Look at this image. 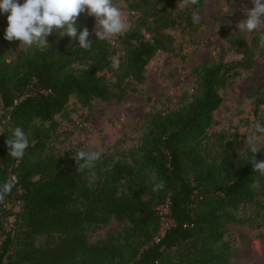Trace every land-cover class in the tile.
Instances as JSON below:
<instances>
[{
    "label": "trees",
    "instance_id": "trees-1",
    "mask_svg": "<svg viewBox=\"0 0 264 264\" xmlns=\"http://www.w3.org/2000/svg\"><path fill=\"white\" fill-rule=\"evenodd\" d=\"M118 1L133 17L117 38L124 51L119 69L111 66L116 47L94 34L90 50L53 33L45 51L25 49L14 60L8 51L18 41L0 35V184L16 178L0 203V264H230L234 251L224 238L232 225L258 231L264 242V176L253 172L249 147L240 151L223 134L207 142L221 92L252 70L264 25L250 42L227 38V52L239 59L225 61L223 51L218 61L196 67L192 93L173 110L147 115L137 146L117 157L102 153L84 172L76 169L77 153H52L56 117L66 114L70 99L86 107L137 93L155 55L174 53L171 30L192 29L204 0L182 12H175L179 0ZM94 24L80 14L78 32L93 33ZM16 127L29 140L20 160L5 144ZM258 148L248 153L257 162L264 160V145ZM153 177L163 190L152 191ZM166 203L168 227L160 236L158 208ZM112 221L118 231L90 240Z\"/></svg>",
    "mask_w": 264,
    "mask_h": 264
},
{
    "label": "rangeland",
    "instance_id": "rangeland-1",
    "mask_svg": "<svg viewBox=\"0 0 264 264\" xmlns=\"http://www.w3.org/2000/svg\"><path fill=\"white\" fill-rule=\"evenodd\" d=\"M19 2L22 4L24 0ZM113 2L123 14L127 31L133 17L122 2ZM252 7V0H204L202 8L193 12L200 16V20L194 23L192 29L183 33L177 27L171 30L175 37L174 53L155 55L146 67V80L137 93L127 95L119 104L96 100L86 107L74 98L70 99L66 114L56 117L59 127L57 137L51 142L52 153L63 156L66 152L85 150L113 153L117 157V154L137 146L147 115L173 110L179 106L184 94L192 93L196 67L205 62L218 61L223 51L225 61L240 58L237 53L227 52L226 41L231 34H235L250 42L258 30L251 34L241 33L236 25L246 19L245 13ZM184 9L176 7L175 12ZM81 14L89 16L86 12ZM8 15L0 13V35L3 36L8 26ZM125 31L107 40L116 47L115 58L119 64L123 61L124 51L117 38ZM24 50L19 49L18 41L10 47L8 60H14ZM221 95L223 101L213 115L215 125L207 134V142L213 144L217 134H223L224 140L236 141L241 151L249 147L247 136L252 134L255 125L264 126V47L252 70L230 81ZM258 99H262L263 104L255 107ZM255 135L258 137L255 139L256 146L264 145V134ZM162 211L160 206L158 212ZM162 221V228H166L168 220L163 218ZM119 229L120 225L112 221L90 234V240L106 238ZM257 234L258 231L247 226L232 225L228 228L224 240L234 251L230 264H264V242L257 239Z\"/></svg>",
    "mask_w": 264,
    "mask_h": 264
},
{
    "label": "clouds",
    "instance_id": "clouds-1",
    "mask_svg": "<svg viewBox=\"0 0 264 264\" xmlns=\"http://www.w3.org/2000/svg\"><path fill=\"white\" fill-rule=\"evenodd\" d=\"M199 4V0H179V8ZM253 7L245 13L246 19L241 20L236 28L241 33L251 34L264 25V0H252ZM95 18L93 33L84 27L78 32L77 19L81 13ZM0 13H9L7 16L8 26L5 30L4 39L9 42L19 41V49L36 48L41 52L49 45L47 37L56 33L59 38L67 36L72 41L78 40V46L84 50H90L92 40L89 36L94 34L96 40H109L126 30L127 24L121 10L114 5L113 0H0ZM193 23H198L200 16L192 15ZM260 47H264V32L259 35ZM112 68L119 69V60L114 58ZM256 133L264 134V126L257 123L252 134L247 136L249 152L255 154L260 152L256 146ZM8 147V155L20 160L29 146V140L24 130L16 127L9 138L5 140ZM248 152V153H249ZM245 155L248 162L252 164L253 172L264 176V160L256 161L255 156ZM99 151L80 150L73 157L78 172L94 167L95 162L101 158ZM95 179V174H92ZM153 192L165 188L161 180L156 182L153 177ZM16 183L15 177H10L0 184V203H3L6 195L11 193Z\"/></svg>",
    "mask_w": 264,
    "mask_h": 264
},
{
    "label": "built area",
    "instance_id": "built-area-1",
    "mask_svg": "<svg viewBox=\"0 0 264 264\" xmlns=\"http://www.w3.org/2000/svg\"><path fill=\"white\" fill-rule=\"evenodd\" d=\"M162 209H163V211H162L161 213H159V214H160V216H161L162 219H163V218L169 213V212H168V203H166L164 206H162ZM167 227H168V226H167ZM167 227H166V228H167ZM166 228H161L160 233H159L160 236H162V235L164 234Z\"/></svg>",
    "mask_w": 264,
    "mask_h": 264
}]
</instances>
